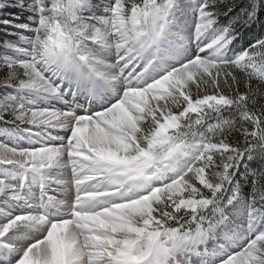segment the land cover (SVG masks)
<instances>
[{
  "label": "snow or ice",
  "instance_id": "6c2138e0",
  "mask_svg": "<svg viewBox=\"0 0 264 264\" xmlns=\"http://www.w3.org/2000/svg\"><path fill=\"white\" fill-rule=\"evenodd\" d=\"M9 7L0 264H264V0Z\"/></svg>",
  "mask_w": 264,
  "mask_h": 264
},
{
  "label": "trees",
  "instance_id": "16d2710c",
  "mask_svg": "<svg viewBox=\"0 0 264 264\" xmlns=\"http://www.w3.org/2000/svg\"><path fill=\"white\" fill-rule=\"evenodd\" d=\"M0 2H3V0H0ZM94 2L98 3L99 0H94ZM15 14L18 15V10L11 8V7H9L8 9H6L4 11H0V17H2V18L7 17L9 15L15 16ZM234 15H235V13L229 14V16H234ZM19 16H20L21 20H27L26 16H24V15H19ZM261 16H262V18H264V13H262ZM9 18H13V17H9ZM222 19H224L226 21L227 18H222ZM4 32H6V31H4ZM4 32L0 31V41H2L7 36ZM260 35H264V29H262L259 24L253 25L251 28H246L242 32L241 37L239 38V41L237 43V48L238 49L239 48H248L249 44L253 43L255 41V39ZM2 75H3V72L0 71V76H2ZM0 93H2V90H0ZM250 167L253 169H259L261 167L260 161L257 159L255 161L250 162ZM250 191H251V184L249 183L248 185H245L244 193L247 194Z\"/></svg>",
  "mask_w": 264,
  "mask_h": 264
},
{
  "label": "rangeland",
  "instance_id": "374dc122",
  "mask_svg": "<svg viewBox=\"0 0 264 264\" xmlns=\"http://www.w3.org/2000/svg\"><path fill=\"white\" fill-rule=\"evenodd\" d=\"M17 16L18 15H16L15 14V16H13V15H9V16H7V17H4L5 19H13V18H15V19H17ZM9 17H13V18H9ZM19 22H26V20H21L20 19V16H19ZM2 30V32H4L5 30H4V27L3 26H0V31ZM6 35H8L6 32H4ZM3 138L2 137H0V140H2ZM11 143V142H10ZM49 194H54V195H59V193H49Z\"/></svg>",
  "mask_w": 264,
  "mask_h": 264
}]
</instances>
